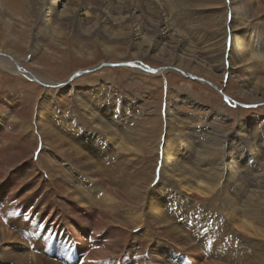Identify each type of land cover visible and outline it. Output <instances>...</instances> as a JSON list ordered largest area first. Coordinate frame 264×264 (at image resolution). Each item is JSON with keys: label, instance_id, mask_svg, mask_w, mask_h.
<instances>
[{"label": "rangeland", "instance_id": "rangeland-1", "mask_svg": "<svg viewBox=\"0 0 264 264\" xmlns=\"http://www.w3.org/2000/svg\"><path fill=\"white\" fill-rule=\"evenodd\" d=\"M48 1L0 0L1 249L22 264H196V255L212 264H230L225 257L264 264V63L252 56L257 43L264 46V0H87L86 15H60L52 25L44 21L53 12ZM61 3L57 12H73L78 1ZM231 32L248 43L242 63L228 55ZM14 61L17 74L9 72ZM114 63L153 72L95 70ZM39 123L49 135L64 130L62 141L89 154L130 207L90 201L87 188L96 194L98 186L40 136ZM115 141L131 151L113 154ZM164 146L194 173L178 180L164 171ZM226 161L228 171L219 165ZM204 171L218 172L206 199L192 184L205 181ZM228 172L240 177L238 189ZM138 188L171 232L150 223V211L133 199Z\"/></svg>", "mask_w": 264, "mask_h": 264}, {"label": "bare ground", "instance_id": "bare-ground-1", "mask_svg": "<svg viewBox=\"0 0 264 264\" xmlns=\"http://www.w3.org/2000/svg\"><path fill=\"white\" fill-rule=\"evenodd\" d=\"M62 1H66V0H49L48 1V5H49V9L52 10V14L51 13H48L45 18H44V21L49 25H52V20L53 18H60V15H64L65 16H70L72 15V17H79V16H84L87 14V8H88V5H90V3L87 1V0H77L78 3L76 4V8L74 9L75 11L71 12V11H68L66 10L65 6L62 7L60 10H58L57 12V9L58 7L61 5H63L61 2ZM84 3V4H83ZM86 4V6H84ZM82 5L84 7H82ZM82 8V9H81ZM232 10L234 12H238L237 8H232ZM80 12H82L80 14ZM100 14L102 15H106V12H105V9L104 8H101L100 9ZM56 15V16H55ZM107 18L110 19L111 22H116L117 19L114 17H110L108 15H106ZM235 20V17L232 18V23L233 21ZM73 21V19H72ZM75 21V20H74ZM51 22V23H50ZM225 22V21H224ZM102 23V22H100ZM108 23V22H107ZM226 23V22H225ZM231 23V24H232ZM104 23H102V25L100 26L99 29H101L102 31H104L105 29V25H103ZM224 24V23H223ZM234 27V26H233ZM234 29V28H233ZM100 30V31H101ZM165 31V30H164ZM168 32V30H167ZM166 32V33H167ZM232 33L231 32V48H230V52H229V57L231 59L236 58V60L240 63L242 60H246V56L244 54V49L246 48L248 50L249 46H248V43H243L242 41L240 42H236V38L232 36ZM234 38V39H233ZM223 42L225 43L226 41L223 40ZM227 43V42H226ZM223 49H225L224 45H223ZM246 51V50H245ZM249 51V50H248ZM250 54V53H249ZM252 56L255 57L256 60L260 61L261 63H264V46L263 44L261 43H257L256 47L254 48L253 52H252ZM1 57V56H0ZM228 57V56H227ZM4 60V59H3ZM9 61V60H8ZM10 62V61H9ZM8 62V63H9ZM242 63V62H241ZM19 65L18 62L14 61L13 63H11L10 67V71L11 73L13 74H17V69L16 67ZM0 66H2V61L0 59ZM4 67V66H3ZM20 67V66H19ZM143 70H148L145 66L142 67ZM140 69V68H138ZM141 70V69H140ZM144 70V71H145ZM156 70V69H155ZM158 71L156 73H160L162 72L163 70L166 71L165 69H157ZM167 70H169L167 68ZM175 70V69H173ZM20 71V75L23 76L24 78H28L29 80L30 79H34V80H37L33 77L32 74H28L26 72H24L22 69L19 70ZM15 72V73H14ZM39 81V80H38ZM37 82V81H36ZM38 83L41 84V82L39 81ZM67 83L66 82H63V83H59V85H66ZM42 85L45 86V84L42 83ZM49 86L51 87H57V84H48ZM47 86V87H49ZM65 87L61 90H64ZM58 96L56 95V98ZM228 102H230L229 100H227ZM232 104V103H231ZM234 105V104H232ZM239 107V106H238ZM254 107H258V105L254 106ZM108 112L106 110H103V116L105 118H108L109 114H107ZM172 113H170V116L167 115L166 117V121L168 124H172L173 121H174V117L171 116ZM99 116V115H98ZM43 117V116H42ZM110 122H112V118L110 117ZM38 120V119H37ZM62 120V119H61ZM107 122V121H105ZM38 126H40V129H39V134L40 136H46L48 138L51 139V142L49 143L52 147H55L57 148L58 150H60L61 154H63L65 156V160L68 161L70 160L71 163H74V165L80 170L82 171V173L86 176V178L88 180H90L92 183L96 184L98 187H97V192L96 194H93L92 193V189L94 188L93 186H91L90 188L86 187L87 188V191L89 192L90 194V201H92L93 199H103L102 202H104L105 204H108V205H111V208H119L120 209L123 207V208H128L130 207V205H126L127 203V199L125 198H119L121 196V191L120 189L117 187V184H116V181L112 184V185H106V182H105V179L104 178H100V174H97L98 172L100 173V171L98 170L97 168V165L90 162L89 159V154L86 156V154L84 152H80L79 149L77 148H74V145H77L75 144V142L73 143V141H69V139H67V142L66 141H62V138H60L59 136H61L60 134L63 135V137L66 138V132L64 130L62 131H59L57 132L56 130L52 131L53 134L49 135V133L45 132V131H48L47 127L42 125V124H38ZM100 128H102L105 133H113V135L115 136L116 134L114 133L115 131L113 129H109L107 132H106V129H104L103 127V124L101 123L100 125ZM168 128V127H167ZM69 133V132H68ZM111 135H108V137L110 138ZM183 136V135H182ZM70 137V136H69ZM72 137V136H71ZM73 138V137H72ZM44 141V140H43ZM65 145V146H64ZM167 146H164L163 147V150H162V155H163V159H162V169H168V172L170 173V176L172 178H175V179H178L180 178V175L186 173L188 175H191L192 173H194V170H191V169H187L184 167L183 165V162H182V159L179 157V155L176 154V152L173 154V152H170L167 151ZM212 148H215L214 146L207 149V156L208 157H212L213 154H215V152H213L214 150H217V149H214L212 150ZM113 154H122L125 152H130L131 149L128 147V145L124 144L123 142L121 141H115L111 144V147L109 149ZM206 155V154H205ZM58 156V155H57ZM59 157V156H58ZM211 159V158H210ZM58 160H60V158H58ZM121 160H126V162H130L129 159L127 160V158L125 157L124 159H121ZM232 162V161H231ZM219 165L223 166V168L226 169V171H228V169H231L230 166L227 167V165H229V163L224 162L223 164H221V162L219 163ZM216 166V165H215ZM233 166V165H232ZM165 171V170H164ZM167 171V170H166ZM167 172V173H168ZM218 176V172L214 173L213 175L211 173L206 172L204 171L203 174L200 175V177L205 180L204 182L203 181H199L197 179H194L192 181V184H197L198 186H196L195 188V193H199L201 198L202 199H206L208 195L211 194V191H213L215 189V187L217 185H214V181L216 180ZM233 176H236V178L234 177V180H233V184L236 185V189H238V187H240L241 185L238 184V180L237 178H240L238 177L237 175H229V172H228V178L230 179L231 177ZM264 178V177H263ZM225 186L222 187L221 191L225 190ZM100 190H104V195H100L99 196V191ZM137 191L139 193H141V196H137V197H134L133 199H136L137 200V203L139 206H144L147 210H149L150 212L147 213V216L149 218V221L150 223L153 224V226H155V228H157V230L161 229L162 226L160 224H163V225H166L167 223H169L168 221H163L160 217L159 214H157L156 212H154V208L150 206V200L146 199L145 197H143L142 195V191L138 188ZM188 192V191H187ZM225 192V191H223ZM222 192V193H223ZM189 193V192H188ZM194 193V194H195ZM249 193V192H248ZM252 193V192H251ZM254 193V192H253ZM191 194V193H190ZM193 196V194H191ZM197 195V194H196ZM222 195V194H221ZM233 195V194H232ZM252 195V194H251ZM262 195V194H261ZM231 196V195H230ZM229 196V198H227V196H225L224 198H222V200H227V202L229 203L228 205H230L231 203V200L232 198ZM253 196V195H252ZM257 196V195H256ZM250 197V196H249ZM238 201V200H237ZM249 201V200H248ZM254 201V200H253ZM250 202V201H249ZM234 203V205H233ZM230 206H232V208L234 209H240L241 207V204L238 205L237 203L233 202ZM239 203V202H238ZM249 205L247 203L244 204V207L247 208ZM254 206V205H253ZM251 209V208H249ZM231 210V209H230ZM252 211V210H251ZM129 212V211H127ZM237 216V215H236ZM236 220V219H235ZM238 220V219H237ZM134 222H137L138 224L141 223V220L139 218H136V219H133ZM243 221V220H242ZM245 223V222H244ZM249 224V223H248ZM168 226H166L167 228ZM239 227V226H238ZM256 229H257V226H255ZM262 228V227H261ZM260 228V229H261ZM170 229V228H169ZM259 229V228H258ZM166 231L164 230H159L160 232H164V233H169L171 232L172 230H168V229H165ZM248 230L251 231L250 234H253V236H257L259 235V233L257 234V232L259 231H262V230H258L257 232L254 231V229H252L250 226H248ZM261 234V232H260ZM262 235V234H261ZM252 236V235H250ZM264 236V235H263ZM258 237V236H257ZM260 238V237H259ZM174 241H176L175 238H173ZM28 257V256H27ZM33 258V257H32ZM0 264H2V260H6V262L10 259H13V261L17 264H22L21 261L22 260V257L19 256V255H8L6 254L5 251H3L1 249V244H0ZM224 261H228L231 262L230 264H234V261H233V258H228V257H225L223 258ZM20 262V263H19ZM195 262L196 264H212L211 262H209L208 260L204 261L203 258H201L200 255H196L195 257ZM222 264V263H220ZM224 264V263H223ZM245 264H250V263H245Z\"/></svg>", "mask_w": 264, "mask_h": 264}, {"label": "water", "instance_id": "water-1", "mask_svg": "<svg viewBox=\"0 0 264 264\" xmlns=\"http://www.w3.org/2000/svg\"><path fill=\"white\" fill-rule=\"evenodd\" d=\"M104 67H137V68H140V69H143L142 67L143 66H141V65H139V64H135V63H114V64H103V65H101V66H99V67H97V68H95V70H99V69H102V68H104ZM145 70V69H144ZM145 71H147V72H153V70H145ZM158 70H155V72H157ZM176 72H178V73H180V74H182V75H184V76H187V74H185L183 71H180V70H175ZM76 75L75 74H73L72 76H71V78L68 80V82L69 81H71V79H73V77H75ZM189 78H191V79H197L198 81H200V82H204L203 80H201V79H199V78H194V77H191V76H189ZM67 83V82H66ZM206 84H208L209 86H211V87H213L215 90H218L215 86H213V85H211L210 83H208V82H205ZM221 94V93H220ZM222 96H224V95H222ZM224 98H226V99H228L227 97H224ZM236 105L237 106H241V107H250V106H247V105H239V104H237L236 103ZM251 108H253V107H251Z\"/></svg>", "mask_w": 264, "mask_h": 264}]
</instances>
